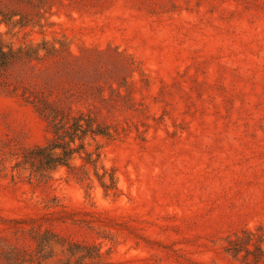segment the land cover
Here are the masks:
<instances>
[{
    "label": "rangeland",
    "instance_id": "1",
    "mask_svg": "<svg viewBox=\"0 0 264 264\" xmlns=\"http://www.w3.org/2000/svg\"><path fill=\"white\" fill-rule=\"evenodd\" d=\"M0 6L42 14L5 43L58 50L0 75V264L36 249L31 229L95 246L103 264H253L227 249L243 231L264 235V0ZM45 103L111 127L85 179L15 167L53 138Z\"/></svg>",
    "mask_w": 264,
    "mask_h": 264
},
{
    "label": "trees",
    "instance_id": "2",
    "mask_svg": "<svg viewBox=\"0 0 264 264\" xmlns=\"http://www.w3.org/2000/svg\"><path fill=\"white\" fill-rule=\"evenodd\" d=\"M37 8H39L37 6ZM20 16L19 19L16 17ZM42 14L37 11L34 14H20L17 11L0 6V27L5 26L6 32L0 30V75L7 73L18 61L22 59H40V52L54 54L58 50L54 45L46 47L43 44L30 45L26 48H15L3 40L4 34H10L16 29H23L31 25H38L36 17ZM44 114L53 123V138L43 146H38L23 153L15 167L29 171L30 177L40 181L51 178V174L60 168H66L79 179L88 176L87 166L97 169L100 159V144L98 138H112L109 125L102 124L95 116L79 112L78 114L63 113L45 103ZM96 143L95 151H88L86 140ZM90 145V144H89ZM79 158L83 164L75 165L72 162ZM103 175L96 173L102 186L107 190L114 186V177L111 184H107ZM37 220L29 219L20 223H35ZM36 243V249L32 252L13 248L7 255L10 264L33 263L43 264L55 259L56 264H103L102 254L95 246L79 242H67L59 234L51 230L31 229L29 231ZM264 235H256L252 231H243L242 235H236L229 241L228 251L234 256L245 253V257L253 256V264H264ZM250 246H254L251 250ZM61 249L60 254L58 249Z\"/></svg>",
    "mask_w": 264,
    "mask_h": 264
}]
</instances>
